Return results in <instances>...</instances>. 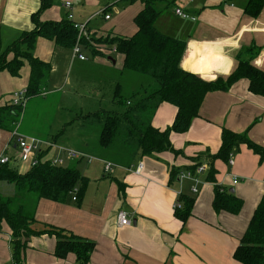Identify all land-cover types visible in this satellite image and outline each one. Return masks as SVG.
<instances>
[{
    "label": "crops",
    "instance_id": "0c3cea01",
    "mask_svg": "<svg viewBox=\"0 0 264 264\" xmlns=\"http://www.w3.org/2000/svg\"><path fill=\"white\" fill-rule=\"evenodd\" d=\"M67 1L72 4L74 21L85 23L90 38L95 39L133 36L137 31L134 20L144 8L142 0H53L51 6L40 13L39 20L59 22L65 19L63 4ZM152 1L158 13L156 28L185 41L180 64L184 71L204 81L225 79L235 70L239 52L254 46L259 48V53L252 65L259 60L260 67H255L264 72V8L253 19L243 13L247 0ZM40 6L41 0H0V56L23 32L34 28L33 15ZM105 9H108L109 20L101 16L92 18ZM175 9L194 17L195 21L175 16ZM82 51L85 61L74 58L72 49L57 46L44 38L37 39L32 54L51 67L44 96L46 93L59 95L69 84L71 69L84 65V62L92 61L109 68L115 67L119 61V69H122L121 55L116 61L107 50L103 56H93L84 47ZM224 57L233 61L228 75L220 71L225 66ZM6 58L11 60L12 54ZM29 71L27 62L18 77L0 71V107L10 104L14 92L26 89ZM210 76L216 79L204 78ZM55 107H61L60 100ZM64 107L61 109L68 111ZM176 112L173 105H159L152 115L151 125L163 131L173 123ZM20 121L21 117L17 127L21 135L43 139L33 135L35 128L24 129V119L21 124ZM223 129L245 135L264 148V98L248 91L247 80H239L226 91L208 93L189 129L169 135L173 149L181 152L179 155L161 152L143 156L139 151L129 152L123 148L118 152L120 155L132 156L125 164L97 160L99 165L93 168L89 165L83 168V172L75 167V162L80 161H65L88 180L84 197L79 204L73 200L66 203L39 200L34 213L37 221L34 229L43 230L48 225L94 243L87 264H242L234 258V253L264 195V161H260L245 144L231 152L232 164L221 159L213 161L217 185L241 201L237 214L224 210L215 212L214 187L204 178L209 158L220 149ZM0 131L6 135L0 137L1 154L7 145L14 149L13 126ZM44 140L57 143L56 140ZM197 162L205 166V171L195 177L197 185L189 179L169 181L171 169L185 173ZM104 163L112 165L107 172ZM139 164L142 168L137 174L135 169ZM11 166L17 170L21 168V172L27 170L20 162ZM234 180L236 184H233ZM194 186L197 194L191 191ZM180 193L194 197L191 215L185 223L174 214ZM121 210L131 219L128 227L117 226L116 215ZM55 244L51 235L31 237L24 252V264H77L73 254L56 258ZM0 264H12L10 231L4 222L0 230Z\"/></svg>",
    "mask_w": 264,
    "mask_h": 264
},
{
    "label": "trees",
    "instance_id": "16d2710c",
    "mask_svg": "<svg viewBox=\"0 0 264 264\" xmlns=\"http://www.w3.org/2000/svg\"><path fill=\"white\" fill-rule=\"evenodd\" d=\"M53 0H41L40 9L33 15L34 28L23 32L18 40L11 44L0 56V71H7L12 77H18L24 62L29 65V79L25 89L26 98L40 96L45 91L51 67L33 56L32 50L38 38L53 41L57 46L72 49L77 30L66 17L59 22H41L39 15L48 9ZM143 10L136 16V33L129 38L82 39V45L93 56H103L99 48H115L116 54L123 57L122 72H130L147 78V82L134 90L129 99L119 96L121 85H116L113 102L122 107L121 112L101 111L90 113L85 118L95 117L101 120L102 128L98 137V145L108 149L116 142L123 143L128 149L139 151L143 156L161 152L181 154L173 149L169 135L172 132H186L193 119L198 117L205 96L216 91H226L239 80L248 81V91L264 98V72L252 65L259 53L254 46L243 49L237 55L235 70L225 79L204 81L197 75L181 68V59L185 49V41L170 37L159 31L155 22L158 13L153 8L152 0H142ZM264 8V0H247L243 13L250 18H257ZM108 9L102 11L106 14ZM12 59L7 60V55ZM12 96V95H11ZM167 103L176 109L173 123L163 131L151 125V118L156 108ZM149 112V120L144 114ZM23 113V108L11 103L0 107V129H12ZM102 113V114H101ZM101 114V115H100ZM245 144L260 161H264V148L240 135L223 129L221 145L217 154L209 159L205 182L213 184V209L237 214L241 201L229 191L217 185L214 178L216 170L213 161L221 159L229 161L234 148ZM116 145V144H115ZM123 148V147H122ZM120 155V154H119ZM129 156L128 158H131ZM198 161V160H197ZM197 162L187 171L197 177L196 169L201 166ZM181 172L171 169L169 181L178 179ZM0 183L14 186L11 196H4L0 191V230L4 222L10 231L12 263L24 264V252L31 237L42 234L51 235L56 244L54 256L59 259L69 254L75 256L77 264H87L94 250V243L52 226H44L43 230H35L37 221L34 218L37 203L41 199L57 203L72 201L74 197L79 204L84 197L88 180L74 167L52 166L41 162L35 167L19 172L11 165H0ZM194 197L178 196L180 208H175V217L182 223L191 215ZM234 258L242 264H264V195L256 208L249 226L234 253Z\"/></svg>",
    "mask_w": 264,
    "mask_h": 264
},
{
    "label": "rangeland",
    "instance_id": "374dc122",
    "mask_svg": "<svg viewBox=\"0 0 264 264\" xmlns=\"http://www.w3.org/2000/svg\"><path fill=\"white\" fill-rule=\"evenodd\" d=\"M109 54L116 61L121 58L119 54ZM83 64L71 69L70 75L68 74L69 84L60 91L59 95L46 93V96L40 95L28 99L20 124L24 119L22 124L24 129L35 128L32 130L33 135L43 138L41 140H56L58 145L90 155L93 159L90 163H87L85 159L75 162V167L80 172H83V168H88L89 165L92 168L99 165L97 160L125 164L128 157L119 155L118 152L128 147L122 146L123 143L119 141L108 149L100 147L98 137L102 128L101 120L95 117L85 118V115L101 111L121 112L122 107L113 102L116 85H121L119 96L129 99L134 90L147 82V78L130 72H122V69H119V61L115 67L109 66V68L92 61ZM68 76L65 77L66 80ZM59 100L61 107L67 105L64 109L68 111L64 112L65 110L61 107L58 109L55 107V103ZM150 117L149 112L144 114V119L149 120ZM2 136H6L4 131H0V137ZM128 151H133V149H128ZM68 166V163L64 164V167ZM18 171L21 172L22 169L18 168ZM0 191L4 196H11L14 186L0 183Z\"/></svg>",
    "mask_w": 264,
    "mask_h": 264
},
{
    "label": "built area",
    "instance_id": "2783aa9c",
    "mask_svg": "<svg viewBox=\"0 0 264 264\" xmlns=\"http://www.w3.org/2000/svg\"><path fill=\"white\" fill-rule=\"evenodd\" d=\"M63 7L66 10V19L71 22L74 26V28L77 30V37L75 44L72 48V54L73 57L80 60L85 61L86 57L83 54L82 51V39L90 40V34L86 30V24L85 23H78L74 21V17L72 14V4L71 2L67 1L63 4ZM175 16L184 19V20H191L195 21V18L188 15L187 13L183 12L180 9L174 10ZM103 17L104 20H109L110 15L103 14L102 11H99L93 15L94 17ZM100 52L105 54L104 52L108 53H116L115 48L107 49L105 46L99 48ZM107 50V51H106ZM42 96L45 95V92L43 91L41 93ZM26 91H20V92H14L11 96V103L14 106H20L22 108L25 107L26 102ZM18 123L13 124V132L11 135L12 141L14 142V149L9 148V145L5 146L2 153L0 154V165H6V164H14L16 162L23 163L26 165L27 169H30L32 167L37 166L41 162H48L52 166H64L65 161H82L86 160L87 162H90L92 160V157L80 153L78 151H75L73 149L58 145L57 143L53 141H46L36 138H29L24 135H21L17 131ZM15 150V152H13ZM229 164H232V161L229 159ZM110 163H104V171L107 172L111 168ZM142 168V165L139 164L137 168L135 169V172L137 174L140 173ZM205 171V166L201 165L196 169V173H202ZM183 179H189L194 182L195 185H197L198 180L197 178L193 177L189 172L181 173L178 177V181H182ZM233 184H236V180L233 181ZM193 194H197L198 190L196 187H192L191 189ZM72 200L74 201L75 198L73 197ZM174 208H180L179 203H175ZM116 223L118 227H128L131 225V219L129 218V215L125 211H119L116 215ZM14 264V263H12Z\"/></svg>",
    "mask_w": 264,
    "mask_h": 264
},
{
    "label": "clouds",
    "instance_id": "9594fccd",
    "mask_svg": "<svg viewBox=\"0 0 264 264\" xmlns=\"http://www.w3.org/2000/svg\"><path fill=\"white\" fill-rule=\"evenodd\" d=\"M224 60H225V66L222 68V69H220V71L224 74V75H228V74H230V71H231V68H232V64H233V61H232V59L231 58H229V57H224ZM260 61L259 60H257V61H255L254 62V64H255V66L256 67H260ZM205 79H216V77L215 76H210V77H204Z\"/></svg>",
    "mask_w": 264,
    "mask_h": 264
},
{
    "label": "water",
    "instance_id": "95a60500",
    "mask_svg": "<svg viewBox=\"0 0 264 264\" xmlns=\"http://www.w3.org/2000/svg\"><path fill=\"white\" fill-rule=\"evenodd\" d=\"M109 61H112V63H114V61L112 60V58H108Z\"/></svg>",
    "mask_w": 264,
    "mask_h": 264
}]
</instances>
